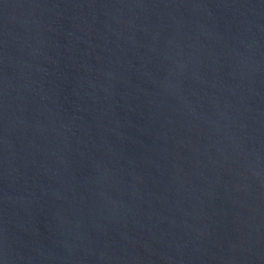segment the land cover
<instances>
[{
  "label": "water",
  "instance_id": "water-1",
  "mask_svg": "<svg viewBox=\"0 0 264 264\" xmlns=\"http://www.w3.org/2000/svg\"><path fill=\"white\" fill-rule=\"evenodd\" d=\"M0 264H264V0H0Z\"/></svg>",
  "mask_w": 264,
  "mask_h": 264
}]
</instances>
